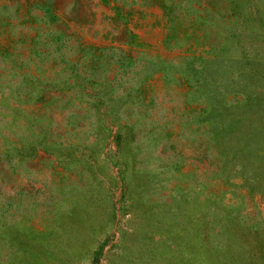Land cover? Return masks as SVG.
<instances>
[{
    "label": "rangeland",
    "instance_id": "1",
    "mask_svg": "<svg viewBox=\"0 0 264 264\" xmlns=\"http://www.w3.org/2000/svg\"><path fill=\"white\" fill-rule=\"evenodd\" d=\"M0 264H264V0H0Z\"/></svg>",
    "mask_w": 264,
    "mask_h": 264
}]
</instances>
